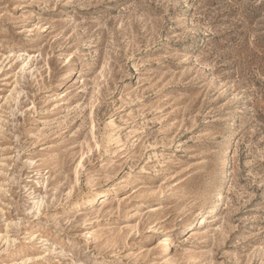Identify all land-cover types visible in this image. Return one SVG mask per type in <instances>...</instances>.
I'll return each mask as SVG.
<instances>
[{"label":"rangeland","instance_id":"rangeland-1","mask_svg":"<svg viewBox=\"0 0 264 264\" xmlns=\"http://www.w3.org/2000/svg\"><path fill=\"white\" fill-rule=\"evenodd\" d=\"M0 264H264V0H0Z\"/></svg>","mask_w":264,"mask_h":264},{"label":"bare ground","instance_id":"bare-ground-1","mask_svg":"<svg viewBox=\"0 0 264 264\" xmlns=\"http://www.w3.org/2000/svg\"><path fill=\"white\" fill-rule=\"evenodd\" d=\"M226 152V151H225ZM230 153H231V150H230V147L227 149V152H226V156H229L230 155ZM226 156H225V158H226ZM227 161V160H226ZM230 174V172L229 171H227V175H229ZM229 177V176H228ZM227 178V177H226ZM217 203H216V205L215 206H217L219 203V201H216ZM202 218H204V217H202ZM205 221H206V219H203L202 220V223H205ZM201 225V224H200ZM199 225V226H200Z\"/></svg>","mask_w":264,"mask_h":264}]
</instances>
